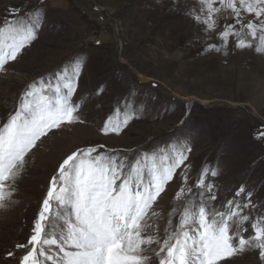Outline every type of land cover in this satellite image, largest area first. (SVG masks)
<instances>
[{"label": "rangeland", "instance_id": "obj_1", "mask_svg": "<svg viewBox=\"0 0 264 264\" xmlns=\"http://www.w3.org/2000/svg\"><path fill=\"white\" fill-rule=\"evenodd\" d=\"M185 4L195 0H179ZM12 8L18 13L10 15ZM37 11L36 39L0 73V122L29 83L77 58L82 72L73 101L83 122L52 130L27 157L16 202L0 209V264H17L23 250L16 245L27 243L50 178L78 147L104 145L100 151L134 159L187 139L190 182L203 166L215 167L220 200L243 184L264 205V54L231 44L226 53L204 52L196 40L201 26L172 10L171 0H0V25ZM213 37L209 42H217ZM117 108L135 118L119 135H105L100 129ZM179 187L177 175L155 205L161 234L170 209L179 210ZM226 264H258V256L248 250Z\"/></svg>", "mask_w": 264, "mask_h": 264}, {"label": "snow or ice", "instance_id": "obj_2", "mask_svg": "<svg viewBox=\"0 0 264 264\" xmlns=\"http://www.w3.org/2000/svg\"><path fill=\"white\" fill-rule=\"evenodd\" d=\"M171 6L201 26L196 40L204 52L226 53L231 44L264 54V0H195L183 8L171 0ZM8 11L15 15L19 9ZM40 27L38 11L28 19L4 20L0 73L36 39ZM213 34L217 42H209ZM81 72L77 58L29 83L14 111L0 122V209L16 202L15 185L38 142L52 130L83 122L81 104L73 101ZM133 118L134 112L117 108L100 131L119 135ZM104 148L78 147L59 163L27 243L16 245L23 250L17 264H226L248 250L264 264V205L254 203V192L243 184L232 198L220 200L215 167L203 166L190 182L187 139L134 159L100 151ZM177 175L180 187L173 200L180 207L170 209L161 234L155 205Z\"/></svg>", "mask_w": 264, "mask_h": 264}]
</instances>
